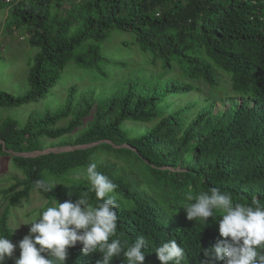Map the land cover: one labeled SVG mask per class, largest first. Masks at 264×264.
<instances>
[{
	"label": "trees",
	"instance_id": "16d2710c",
	"mask_svg": "<svg viewBox=\"0 0 264 264\" xmlns=\"http://www.w3.org/2000/svg\"><path fill=\"white\" fill-rule=\"evenodd\" d=\"M0 9L6 11L3 26L22 33L35 50L27 91H0V108L44 98L69 64L112 80L95 93V84L80 93L69 84L56 110L32 112L22 124L0 121V157L10 158L22 176L0 190L8 203L0 214V235L13 241L9 209L33 192L47 201L45 208L85 193L96 206L100 201L89 182L76 178L90 163L117 186V231L110 241L118 238L126 250L143 235L144 264H160L154 251L168 239L184 248L181 264H201L203 249L215 245L219 217L206 224L177 216L189 189L198 195L218 188L234 203L249 204L253 196L264 202V0H0ZM113 30L132 33L145 63L159 68L130 79L132 59L118 61L102 52ZM202 51L226 72L236 94L226 97L224 111L214 113L216 102L203 99L207 111L183 117L196 104L172 110L171 98L193 87L167 75L179 63L186 78L214 87V69L196 57ZM117 67L128 71L117 77ZM125 122L151 126L132 137L136 129L123 127ZM50 141L57 142L49 144L52 149H74L40 153ZM39 180L52 191L37 188ZM81 247L68 249L66 264H97L102 258ZM112 264H127L123 253Z\"/></svg>",
	"mask_w": 264,
	"mask_h": 264
},
{
	"label": "clouds",
	"instance_id": "9594fccd",
	"mask_svg": "<svg viewBox=\"0 0 264 264\" xmlns=\"http://www.w3.org/2000/svg\"><path fill=\"white\" fill-rule=\"evenodd\" d=\"M96 169L97 165L90 163L76 176L89 182L90 190L100 201L96 206L89 203L86 193L75 201L55 199L38 219L27 224L29 232L18 244L0 235V264L6 258H14L17 247L19 257L14 258V264H66L68 249L77 244L84 254L99 252L102 258L97 264H112L121 253L127 264H144L148 242L143 235L126 250L118 238L110 241L117 231V186ZM36 187L52 191V185L43 180L36 181ZM181 207L189 221L207 224L210 217L220 218L219 238L214 246L203 249L201 264H264V202L256 196L249 204L234 203L230 193L218 188L198 195L189 189ZM214 213L218 215L214 217ZM154 252L160 264H181L185 258V250L176 239H168Z\"/></svg>",
	"mask_w": 264,
	"mask_h": 264
},
{
	"label": "rangeland",
	"instance_id": "374dc122",
	"mask_svg": "<svg viewBox=\"0 0 264 264\" xmlns=\"http://www.w3.org/2000/svg\"><path fill=\"white\" fill-rule=\"evenodd\" d=\"M5 18L6 11L4 9H0V91L10 93L13 96H19L25 93L28 89L26 76L35 50L27 46L26 39L22 33L11 31L10 28H5L3 26ZM122 42L127 43L128 46L124 45L125 47L123 48L121 46ZM101 46L102 52L110 57H114L113 59L115 60L123 61V59L127 58H129V60L132 59L134 71L132 72L130 79L138 77L142 73V70L145 71L144 76L149 77L153 69L156 70L159 68V64L153 68L150 67L148 63H145L144 58L146 56L138 51V46L135 43L134 35L132 33L113 30L107 41ZM132 49L135 51L134 54ZM131 55L133 57H130ZM196 57L202 60L205 64L211 65L214 69L217 81V84L214 87H208L202 82L186 78L179 63H174L171 71L167 75V78L172 80L173 83L179 85L188 84L193 87L190 91L175 94L171 98L172 110L184 109L187 106L196 104V107L192 111L184 110L183 117L189 118L192 114L195 116L199 112H204L209 109L208 102L201 104L203 99H211L212 101H215L214 113H219L229 108V104L225 100L226 97L234 96L236 94L229 85L228 75L225 71L216 66V61L213 58L209 57L203 51L202 53H197ZM127 71V68L122 70L117 67L114 71V75L117 77L118 75L122 76ZM108 81L109 83L112 82V80L100 78L94 72L77 68L73 64H69L65 67L61 80L49 94L37 102L25 104L19 107L0 108V121L3 119H12L14 121H18L19 124H22L26 120L27 116L32 112L42 113L44 111L56 110L59 106L63 105L65 101V90L63 88L69 84L76 85L78 87V93L86 91V87L95 84V93L98 92L101 87L105 85L107 86L108 83L106 82ZM105 90H107V88H105ZM198 103L200 105H198ZM61 125H65V123H62ZM149 126L151 125L130 122H125L123 124V127L136 129V131L129 133L132 137L141 136V132L144 130L143 128H147ZM77 131L78 129L74 130V133L70 137H74ZM50 143L56 144L57 142H48L47 146L45 145V150L43 152L59 151L63 149L56 147L52 149L51 146H49ZM66 148L69 149V147ZM101 160L114 161L111 157L106 156H101ZM13 177L21 178L22 176L20 171L13 167L10 158L0 157V190L9 187L11 183H13ZM153 199V206L156 207L159 203V197L156 196ZM46 203L47 201L41 195L37 192H33L30 194L28 199L10 207L8 226L12 230L14 236L12 241L13 244H18V242L28 234L30 225L27 224L32 222L33 219L39 218L37 213L40 212V210L46 209ZM6 207H8L7 200L0 195V214ZM158 209L163 215V206L159 205ZM177 214V216H185L186 212L183 209ZM13 255L14 258L19 257L18 247ZM14 258H6L4 264H14Z\"/></svg>",
	"mask_w": 264,
	"mask_h": 264
},
{
	"label": "water",
	"instance_id": "95a60500",
	"mask_svg": "<svg viewBox=\"0 0 264 264\" xmlns=\"http://www.w3.org/2000/svg\"><path fill=\"white\" fill-rule=\"evenodd\" d=\"M72 149H74V148H70V147H69V149H67V148L64 149V148H63L62 150H59V151L72 150ZM53 152H58V151H53ZM40 153H47V152H43V151H42V152H40ZM38 154H39V153H38ZM34 155H36V154H26L25 156H34Z\"/></svg>",
	"mask_w": 264,
	"mask_h": 264
},
{
	"label": "built area",
	"instance_id": "2783aa9c",
	"mask_svg": "<svg viewBox=\"0 0 264 264\" xmlns=\"http://www.w3.org/2000/svg\"><path fill=\"white\" fill-rule=\"evenodd\" d=\"M11 1H12V0H5V2H7V3H8V2L10 3Z\"/></svg>",
	"mask_w": 264,
	"mask_h": 264
}]
</instances>
